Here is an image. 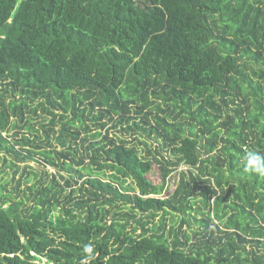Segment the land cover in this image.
<instances>
[{
	"label": "trees",
	"instance_id": "trees-1",
	"mask_svg": "<svg viewBox=\"0 0 264 264\" xmlns=\"http://www.w3.org/2000/svg\"><path fill=\"white\" fill-rule=\"evenodd\" d=\"M252 150L264 0H0V264H264Z\"/></svg>",
	"mask_w": 264,
	"mask_h": 264
},
{
	"label": "rangeland",
	"instance_id": "rangeland-1",
	"mask_svg": "<svg viewBox=\"0 0 264 264\" xmlns=\"http://www.w3.org/2000/svg\"><path fill=\"white\" fill-rule=\"evenodd\" d=\"M18 164L20 165V171L18 172V174L16 175V181H10L11 185H9V188L13 190L14 193H18L17 191H14V188L17 184V179L20 178L23 174L26 175L28 170H32V168L39 172L40 174H43L46 170H48L51 173L55 172V168L52 166H45V164L37 159L35 160H30L28 162V166L30 167H26L24 162H21ZM154 169L153 172H151L150 174L147 175V177L152 180L154 183L156 184H160L161 183V176L160 173L158 172V167L157 165H154ZM3 168V163L0 162V169ZM183 169H186L185 166H183ZM8 174H5V178H9L11 180L12 178V172L9 168L7 169ZM14 174V172H13ZM179 181V172H173L171 174V176L168 178V183H167V187L166 189L163 191V193L159 196H167L169 193L173 192L178 184ZM158 219V218H157Z\"/></svg>",
	"mask_w": 264,
	"mask_h": 264
},
{
	"label": "clouds",
	"instance_id": "clouds-1",
	"mask_svg": "<svg viewBox=\"0 0 264 264\" xmlns=\"http://www.w3.org/2000/svg\"><path fill=\"white\" fill-rule=\"evenodd\" d=\"M243 171L245 173L264 175V153L255 150L246 152L243 157ZM83 252L86 254H92L93 245H84ZM81 264H85V261L82 260Z\"/></svg>",
	"mask_w": 264,
	"mask_h": 264
}]
</instances>
